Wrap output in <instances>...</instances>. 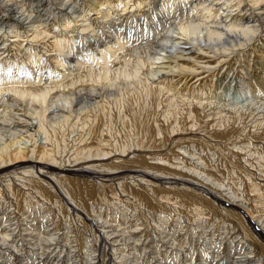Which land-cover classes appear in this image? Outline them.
I'll return each mask as SVG.
<instances>
[{
	"label": "bare ground",
	"instance_id": "1",
	"mask_svg": "<svg viewBox=\"0 0 264 264\" xmlns=\"http://www.w3.org/2000/svg\"><path fill=\"white\" fill-rule=\"evenodd\" d=\"M250 51L264 0H0V264H264V88L219 99ZM199 214L246 242L197 250Z\"/></svg>",
	"mask_w": 264,
	"mask_h": 264
},
{
	"label": "rangeland",
	"instance_id": "2",
	"mask_svg": "<svg viewBox=\"0 0 264 264\" xmlns=\"http://www.w3.org/2000/svg\"><path fill=\"white\" fill-rule=\"evenodd\" d=\"M76 7L78 6V8H81V6H79V4H74ZM69 11V10H68ZM68 11H66V13L68 12ZM14 35H12V36H9V43L11 42V41H13V40H15V36L13 37ZM12 47H10L9 49H11ZM252 54V51H250V52H245V55H244V60L246 61V60H248V62H251L252 63V71H250L249 69H247V67H248V63H247V61L246 62H244L243 63V65H245V68H244V71H243V73H240L238 76H236V79H235V76H233L234 77V79H233V81H231L230 82V85L231 86H227L226 87V89L224 90V94L221 96L219 93V96L221 97V98H219V99H221L222 101L221 102H224L225 101V99L226 100H231V102H233V100H234V98L235 97H237V96H239V97H241L242 98V100H245L246 99V97H248V96H250L249 94H252V89H251V87H250V85L253 83V85H256V87H257V85L261 88V89H263L264 88V58L262 57V55H251ZM262 59V60H261ZM11 63H12V61H10L8 64L5 62L4 63V66L6 67V66H11ZM242 74V75H241ZM234 75H237V74H234ZM212 78L214 77V74L211 76ZM238 78V79H237ZM262 80V81H258V80ZM235 80V81H234ZM250 80V81H249ZM250 82V83H249ZM252 82V83H251ZM263 82V83H262ZM210 85L212 84V82H208ZM209 84H207V85H209ZM263 86H262V85ZM232 87V88H231ZM219 89V87L218 86H214L213 87V90L215 91L216 90V92H217V90ZM230 89L232 90L231 92H230ZM245 96V97H244ZM231 172H232V169H229ZM230 180V176H229V179H228V181ZM225 182L224 183V185H223V187L221 188V190L220 191H218V192H223V193H226V192H229V189H230V191H231V187L232 188H234V190H242V189H246V190H248L247 189V187H248V185H232L233 183H231L230 181L229 182ZM214 185V184H213ZM232 185V186H231ZM215 186V185H214ZM241 186V188H239ZM228 188V189H227ZM249 188V190L246 192V195H244V196H246L247 198H249V199H246V202L248 203V204H253V202H252V200H254V198H252L251 197V193H252V191H251V188L250 187H248ZM227 189V190H226ZM225 190V191H224ZM248 192H250V193H248ZM248 193V194H247ZM250 194V195H249ZM248 195V196H247ZM212 199V198H211ZM92 201H93V199H92ZM212 201L215 203V201L212 199ZM239 203V202H238ZM41 204H42V202H41ZM91 205H92V210H93V216H95L96 215V217H99V218H103V220H107V221H110V222H112L113 220H115V218H118V219H116V221L114 222V223H120V224H122V222L124 221V219H127L126 218V216L127 217H130L129 219H128V221L130 220L131 221V219L133 220L135 217L133 216V215H135L136 214V212L137 211H140V209L138 210L137 209V207H133L134 205H129L131 208H129V206L128 207H126L125 206V204H123V205H121V203L120 204H118V202L117 203H114L113 205H111V207L108 205V203H105V204H101V206H100V203H98V204H95L94 205V202L93 203H91ZM99 205V206H98ZM104 206V208H102L103 206ZM107 205V206H106ZM217 205L219 206V204L217 203ZM44 206V205H43ZM113 206V207H112ZM126 207L125 209L123 208V207ZM221 206V205H220ZM96 207V208H95ZM99 207V208H98ZM238 207V206H237ZM135 208V209H134ZM103 209H105V210H103ZM112 209V210H111ZM128 209V210H127ZM238 213H239V211H240V215H242L243 216V218L246 216L245 214H244V212H242V210L238 207V208H234ZM136 212H135V211ZM124 211H125V213H124ZM35 212H36V214L37 215H35V216H38V217H35L36 219H35V221L37 222L38 221V218L39 217H43V214L45 213V212H43L42 213V210H37L36 209V211H34L33 212V214H35ZM117 212V213H116ZM128 212V213H127ZM190 212V211H189ZM116 213V214H115ZM122 213V214H121ZM134 213V214H133ZM203 212H201V214H202ZM109 214V215H108ZM128 214V215H127ZM129 214H130V216H129ZM133 214V215H132ZM204 214H205V212H204ZM98 215V216H97ZM117 215H118V217H117ZM121 215V216H120ZM180 215H181V217H182V220L181 221H179V219L181 218L180 217ZM51 216H53L52 218L54 219H52L51 218ZM116 216V217H115ZM132 216H133V218H132ZM177 215H175V214H173L172 215V217H170V216H168L169 218H165L166 220H165V222H168V223H165V222H161V223H163L164 224V227L166 228L167 227V230H168V228H169V226L168 225H171V232H172V235L174 234V238H177V242L179 243L180 242V245L181 244H183L184 242H185V240H187L185 237H186V234L188 233L187 231L189 230V227H190V224H189V222H187V221H185V223H184V219H185V217H183V215L182 214H178V216L176 217ZM203 218H202V217ZM200 216V214H199V221L197 220V218L195 219L196 220V222L194 221V227L192 226V229H195L197 226L199 227L200 225H201V223H200V221H202V223H206L205 225H203L202 224V226H200L201 228H203L204 230H202V232H199V233H201V235H199V236H202V237H199L201 240L200 241H198V242H200V244H198V246L196 247V249L197 250H201L202 248H203V250H205V251H207V250H209L210 251V247H213V246H237V245H242V244H244L245 242H246V239H244L243 240V235H242V232H241V230L240 231H238V229H236V228H239V227H236V225H235V223H233V222H227V224H228V226H227V224H226V222H223V220H218L217 222H216V220L215 219H213L212 221H214L213 223H215V224H213L212 223V221H211V218L208 220V218H207V220H206V218H204L205 216L204 215H201ZM110 219H109V218ZM180 217V218H179ZM201 217V218H200ZM44 218H47L48 220H46L49 224L48 225H56L57 226V224H58V220H61V217H59V213L55 210L54 211V213L52 214V215H50L48 212L47 213H45L44 214ZM55 218H56V220H55ZM63 218V217H62ZM179 218V219H178ZM50 219V220H49ZM52 219V220H51ZM136 219V218H135ZM164 219V218H163ZM178 219V220H177ZM201 219H205L204 220V222H203V220H201ZM247 219V216L245 217V220ZM119 222H118V221ZM171 220V221H170ZM52 221V222H51ZM56 221V222H55ZM127 221V222H128ZM210 221V222H209ZM177 222H180L182 225L180 226V229L179 228H177L176 230H178L179 229V232L178 233H175V229L173 228L175 225H177L178 226V223ZM222 222V223H221ZM246 222H248L247 220H246ZM51 223V224H50ZM184 223V224H183ZM225 223V224H224ZM249 223V222H248ZM210 226H209V225ZM223 224V225H222ZM186 225V227H184ZM207 225V226H206ZM217 225V226H216ZM232 225V226H231ZM211 226H212V228H211ZM214 226V227H213ZM226 226V227H225ZM234 226V227H233ZM188 227V228H187ZM210 227V228H209ZM216 227V228H215ZM220 229H219V228ZM223 227V228H222ZM236 227V228H235ZM249 227H250V229L252 230V232H254L253 234H255V229L253 228V227H251L250 226V224H249ZM206 228V229H205ZM218 228V229H217ZM222 228V229H221ZM227 228H228V230H227ZM232 228H234V229H232ZM153 229H155L153 226L150 228V230L152 231V232H154V230ZM185 229V230H184ZM216 229V230H215ZM223 229H225V230H223ZM81 230H83L82 228H81ZM80 230V228H79V230H78V232H77V235L76 236H73L74 237V239H75V242H76V245H77V249L78 250H82L81 252V254H83L82 256L84 257L86 254H88L89 252H88V250L91 248V242H89V241H91L90 240V238H89V236H88V234L85 232V231H81ZM166 230V231H167ZM173 230H174V232H173ZM207 230V231H206ZM213 230H215V231H213ZM217 230H218V232H217ZM185 231V232H184ZM205 231H206V233H205ZM209 231V232H208ZM80 232V233H79ZM86 234H85V233ZM182 234H181V233ZM187 232V233H186ZM222 232V233H221ZM232 232V233H231ZM239 232V233H238ZM240 232H241V234H240ZM74 233H76V232H74ZM74 233H72V235H75ZM82 233V234H81ZM157 233V232H156ZM199 233H197V235L199 234ZM206 234V236H205V234ZM208 233H209V235H208ZM212 233V234H211ZM180 234V235H179ZM217 234V235H216ZM80 235H81V238H80ZM85 236V237H83V236ZM184 235V236H183ZM257 234H255V236H256ZM228 236V237H227ZM87 237L89 238V239H87ZM182 237V238H181ZM210 237V238H209ZM225 237V238H224ZM208 238V240H206ZM74 239H72V240H74ZM89 240V241H88ZM183 240V241H182ZM204 240L205 241H208L209 243H207V244H205V242H204ZM242 240V241H241ZM203 241V242H202ZM74 242V243H75ZM88 243V244H90L89 246H87L86 245V243ZM211 242H213V244L211 243ZM263 242V241H262ZM201 243H203V244H201ZM227 243L229 244V245H227ZM85 244V245H84ZM177 244V243H176ZM236 244V245H235ZM80 245V246H79ZM82 245H83V247H82ZM183 245H185V243L183 244ZM181 246L183 249H185V246ZM201 247H200V246ZM86 246H87V248H86ZM177 246H178V244H177ZM189 246V247H188ZM210 246V247H209ZM192 247V245H191V243H187L186 244V248H191ZM81 248V249H80ZM84 249V250H83ZM85 249H87V250H85ZM204 251V252H205ZM252 251V250H251ZM86 252V253H85ZM85 253V254H84ZM125 253H126V251H125ZM224 254H227V252H225ZM230 254H233L232 255V257L233 256H235L234 255V253L233 252H231ZM168 254H166V256H167ZM212 259H215V258H212ZM223 259H227L226 257H224ZM231 259V258H230ZM156 264H158V263H156Z\"/></svg>",
	"mask_w": 264,
	"mask_h": 264
}]
</instances>
